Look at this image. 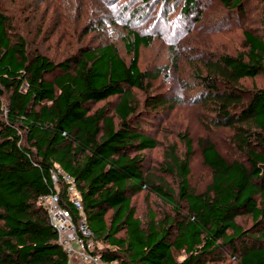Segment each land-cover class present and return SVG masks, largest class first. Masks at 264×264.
<instances>
[{
	"label": "trees",
	"instance_id": "trees-1",
	"mask_svg": "<svg viewBox=\"0 0 264 264\" xmlns=\"http://www.w3.org/2000/svg\"><path fill=\"white\" fill-rule=\"evenodd\" d=\"M218 1L238 18L247 13L249 0ZM198 7L197 0H184L182 11ZM261 21L260 30L242 31V49L212 53L194 69L208 122L229 129L246 162L227 160L213 141L201 139L210 180L196 192L188 184L186 140L185 156L167 167L176 189L151 183L172 210L159 217L150 211L142 220L131 197L150 181L142 151L155 140L139 131L132 89L150 107L174 103L150 92V75L139 67V49L150 36L128 30L129 58L113 43L63 47L51 56L48 46L30 47L0 4V264H71L39 201L55 191L76 223L83 218L92 240L105 243L101 257L118 264H206L220 248L239 243L230 255L234 264H264V230L251 236L237 221L248 215L254 226L264 222V86L244 84L264 78V11ZM113 95V114L105 106L90 110V102ZM71 184L81 210L72 203Z\"/></svg>",
	"mask_w": 264,
	"mask_h": 264
},
{
	"label": "rangeland",
	"instance_id": "rangeland-1",
	"mask_svg": "<svg viewBox=\"0 0 264 264\" xmlns=\"http://www.w3.org/2000/svg\"><path fill=\"white\" fill-rule=\"evenodd\" d=\"M197 1L198 10L185 14L184 0L167 5L155 0H0L2 11L12 19L16 32L26 38L32 49L48 46L51 56L60 54L63 47L69 46L70 50L83 44L113 43L121 56L129 58L125 48L128 30L150 36L149 45L139 49V67L150 75V92L172 97L174 103L150 107L145 104L144 94L132 89L139 131L155 140L154 147L142 151L143 171L151 182L131 197L135 215L142 220L147 219L150 211L159 217L172 210L169 203L156 196L151 183L176 189L175 175L167 167L173 157L185 156L186 140L190 143L188 184L196 192L205 190L210 180L209 168L201 154V139L213 141L227 160L246 162L230 139L229 129L216 128L208 122L210 111L196 99L194 69L200 58L242 49V31L262 27L264 0H249L242 18L230 14L218 0ZM253 83L264 86V78L258 75L244 79L248 88ZM117 100L118 96L113 95L90 102L89 108L105 106L113 114ZM237 221L251 236L264 230V222L254 226L256 222L248 215L237 217ZM93 241L95 250L105 248L101 239ZM239 246L240 243L235 249L220 248L206 264H234L230 255L238 253Z\"/></svg>",
	"mask_w": 264,
	"mask_h": 264
},
{
	"label": "built area",
	"instance_id": "built-area-1",
	"mask_svg": "<svg viewBox=\"0 0 264 264\" xmlns=\"http://www.w3.org/2000/svg\"><path fill=\"white\" fill-rule=\"evenodd\" d=\"M67 190L72 194L74 207L81 210L74 186L69 185ZM39 201L46 207L49 220L56 229L57 241L67 253L71 264H118L116 260L102 258L95 250L91 230L87 228L83 218L76 223L69 209L59 204L57 191L39 196Z\"/></svg>",
	"mask_w": 264,
	"mask_h": 264
}]
</instances>
